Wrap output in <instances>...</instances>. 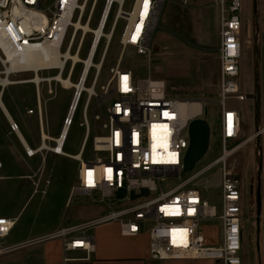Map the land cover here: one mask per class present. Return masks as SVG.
I'll list each match as a JSON object with an SVG mask.
<instances>
[{
    "label": "built area",
    "instance_id": "1",
    "mask_svg": "<svg viewBox=\"0 0 264 264\" xmlns=\"http://www.w3.org/2000/svg\"><path fill=\"white\" fill-rule=\"evenodd\" d=\"M97 2L92 0L88 6L89 0H0V76L9 78L16 72L25 71L37 74L35 70L28 69L27 65L29 54L41 45H48L59 53L66 43L63 52L75 46L73 54L80 56L86 35L91 33L85 58L74 59L60 53L59 58L64 61L62 66L47 65L38 70L41 74L43 70L56 69L62 76L65 73L67 78L73 79L76 76L75 81L79 83L97 40L93 62L89 66L90 70L94 69L90 84L92 92L86 88L78 92V87H74L72 101L58 136L48 135L43 138L41 132L40 143L32 147L34 152L24 147L28 157L48 150L55 155H69L78 160V180L71 187L70 200L76 195H82L89 201L104 203L108 212L81 224L63 225L53 235L63 238L65 249L81 248L87 252L88 257L93 249V240L87 230L100 224L116 222L123 236H136L140 233L148 235L149 258L152 260L150 264H160L165 259L198 258L215 259L220 264H242V182L228 163L240 146L228 145L229 140L240 138L242 117L238 109L228 105V99L244 100L246 97L239 83L244 1H216L219 6L220 44L217 51L220 61L219 101L222 108L218 130L222 152L205 166L197 169L196 164L190 171L184 170V157L189 145V135L185 130L193 118L201 116L203 108L190 116L183 115L181 101L192 100L171 97L162 78H136L132 69L121 67L122 55L116 65L110 68L111 76L107 84L100 86L101 93L95 89L119 20L125 22L120 35L122 46H132L137 53L148 55L165 0H133L128 10L124 9L126 0H103L97 28L102 20L106 24L115 3L117 8L109 30L102 32L98 39L96 31L86 32L76 26L86 13L83 24L90 23ZM187 2L183 0V3ZM102 40L100 57L95 62L94 57ZM16 57L19 64L14 68L13 60ZM79 64L80 69L75 72ZM89 73L85 75V82ZM42 76L43 80L35 83L39 104L41 85L47 82L48 92L53 93L51 83L57 82ZM83 93L85 99L81 125L85 126V134L79 152L69 154L63 150V146ZM94 97L98 99V105L104 107V114L96 112L94 106L90 120L89 110ZM110 97L113 99L106 103ZM74 98L77 103L72 110ZM10 124L14 131L19 129L16 122ZM97 129H104L106 133L97 134ZM262 132L264 126L259 127L252 137ZM90 139L92 154L84 157ZM218 165L220 208L202 199L197 188L201 179H210L215 175L218 169L212 176L206 173ZM2 166L0 161V169ZM183 172L192 173L184 177ZM143 189L147 190V194L142 192ZM212 220H219L221 224H202ZM14 224L15 218L0 215V254L12 247L5 245L4 240Z\"/></svg>",
    "mask_w": 264,
    "mask_h": 264
},
{
    "label": "rangeland",
    "instance_id": "2",
    "mask_svg": "<svg viewBox=\"0 0 264 264\" xmlns=\"http://www.w3.org/2000/svg\"><path fill=\"white\" fill-rule=\"evenodd\" d=\"M92 0H89L88 6ZM217 0H165L156 28L150 54L142 55L132 46L124 48L120 43V35L124 20L120 19L107 54L104 58L100 76L96 85L97 93L100 86L107 84L111 73L122 55L121 67L132 69L136 78H162L167 85V91L173 98L198 100L203 105L206 119L211 127V143L208 152L197 162V169L205 166L222 152L219 136L222 108L219 96V57L217 47L220 44L219 6ZM243 29L240 36L241 56L239 58V83L245 93L244 100L228 99V105L238 109L242 117V133L240 138L229 140V145L240 144L229 158V165L240 177L242 182L241 225L242 242L240 257L242 264H264V132L252 137L259 127L264 126V0H243ZM133 0H126L124 9L128 10ZM103 0H98L90 27L95 28ZM117 4L112 6L105 26L110 28ZM89 9V7H88ZM87 14V13H86ZM86 14L82 19L83 24ZM80 34V33H79ZM91 33H87L80 57L85 58ZM103 40L94 61L98 62ZM66 48V43L62 51ZM75 46L70 50L74 53ZM80 64L75 67V72ZM56 69L43 70L40 75H55ZM94 69L90 70L86 86H90ZM66 74H63L65 77ZM4 78L5 75H1ZM33 72H16L10 75L8 84H1L0 95L7 101V107L13 114L14 121L24 134L28 145L32 148L40 143L42 130L50 135L58 136L63 119L74 92L73 88H65L59 82L51 83L53 93H49L47 82L41 85L40 104L36 84L30 79ZM77 79L75 76L72 81ZM85 93L79 108L73 115L67 131L63 150L69 154H77L85 134L82 106ZM113 97L106 100L111 102ZM101 115L104 107L93 98L89 117L92 119L93 108ZM0 108V215L15 218L16 224L10 235L22 233L26 222H32L37 229L35 235L47 237L55 224H65L75 221H88L108 212L104 203L89 201L87 197L76 195L66 203L72 185L78 180L79 161L69 155L55 156L51 151L43 150L33 157H28L25 147L18 143L15 131L5 119ZM42 118V119H41ZM97 134L106 130L97 129ZM188 135V129L185 130ZM50 144L54 142L48 141ZM32 148V149H33ZM92 154L91 139L84 150V157ZM219 168L208 171L212 176ZM192 172H183L187 177ZM17 175V176H16ZM31 175L32 177H29ZM260 175L261 220H260V253L256 247V188ZM37 185H36V184ZM202 199L221 206V187L197 185ZM214 223L219 220L205 221L202 224ZM122 243L133 242L142 247V237L127 238L120 236ZM44 235V236H43ZM160 264H220L211 258L198 259H165Z\"/></svg>",
    "mask_w": 264,
    "mask_h": 264
},
{
    "label": "crops",
    "instance_id": "3",
    "mask_svg": "<svg viewBox=\"0 0 264 264\" xmlns=\"http://www.w3.org/2000/svg\"><path fill=\"white\" fill-rule=\"evenodd\" d=\"M5 106L10 116L14 119L11 110L8 109L6 104ZM3 113L6 117V121L10 123L8 115L5 114V111H3ZM19 132L24 142L21 136L15 132L18 143L24 146V143L28 142L20 129ZM48 135L55 137L50 134ZM0 176V178H3V175L0 174ZM69 200L70 195L66 203H68ZM81 223L84 222L73 220L72 223L69 224H65L64 222L57 223L52 227L53 229L47 237L35 235L37 227H35L32 222H26L25 229L22 230L21 235L16 234L11 236L10 233L14 228L13 226L4 240L5 245L12 247L0 254V264H150L152 262L149 258L148 235L146 233H140L136 236H123L120 232L119 224L116 222L100 224L87 230V234L90 235L93 240V249L88 257L87 252L81 248L65 249L63 238L53 235L54 232L63 225L73 226ZM118 232L122 237L132 239L142 237L144 240L142 247L135 246L133 242L126 244L122 243L121 238L117 236Z\"/></svg>",
    "mask_w": 264,
    "mask_h": 264
},
{
    "label": "bare ground",
    "instance_id": "4",
    "mask_svg": "<svg viewBox=\"0 0 264 264\" xmlns=\"http://www.w3.org/2000/svg\"><path fill=\"white\" fill-rule=\"evenodd\" d=\"M104 22H105V20H102L99 27L98 28L96 27L97 29L91 28L89 25L90 23L88 25H85V24H82L81 22H79V23H76V26H77V28L85 29L86 32L89 30L96 31V38L98 39V37L102 34V32L104 33V31H105L106 24H104ZM108 36H111V34L108 33ZM96 45H97V40H95V44L93 46L94 49H95ZM94 49H92V52L90 53L89 58L86 61L87 65H86L85 70H84V75H83V77L79 83H78V81L73 82L71 78L63 77L59 73L52 75V76H46L47 80L55 79V80H57V82H59L65 88L78 87V92L84 88H86L90 92H92L93 88L91 86H86L85 75L88 72H90L89 66L91 65L92 57L94 54ZM60 53H65V52H63L61 50V52L58 53L56 50H53L48 45H41L37 49H35L33 52H31L29 54L30 61L27 65V67H28V69L35 70V72H37V74H34L33 77L30 78L29 80H25V82L32 81L34 83H39L40 81H42L43 76L39 74L40 72H38V70L45 68L47 65H54L55 67L62 66L64 64V61L59 58ZM70 53L71 52L68 51L65 53V55L67 57H73L74 59H77L80 57V56L74 55L73 53L72 54H70ZM13 61H14L13 67L16 68V66H18V64H19L18 58L17 57L14 58ZM6 72H9V71H6ZM8 80H9V78H6V77L1 78V84H6V83L8 84ZM0 99L2 100L1 95H0ZM76 103H77V100H76V98H74V100L72 102V104H73L72 110L74 109ZM202 108H203V106H202L201 102H199L198 100L181 101V110H182L183 115H185V116H190L193 113L200 112L202 110ZM5 114L9 115V113L6 110H5ZM69 116H71V114H69ZM14 123H15V121L13 120L12 124H14ZM15 132L20 134L19 129H15ZM47 136H48V134L42 130V137L46 138ZM24 145L27 146V148H29L31 150V152H34V151H32L33 149L28 145V143H24Z\"/></svg>",
    "mask_w": 264,
    "mask_h": 264
},
{
    "label": "water",
    "instance_id": "5",
    "mask_svg": "<svg viewBox=\"0 0 264 264\" xmlns=\"http://www.w3.org/2000/svg\"><path fill=\"white\" fill-rule=\"evenodd\" d=\"M0 107L3 111H7V108L4 102L0 99ZM8 112V111H7ZM207 115V108L205 107L204 113L202 116L193 118L188 125V135H189V145L184 157V170L190 171L195 167L197 162H199L205 154L209 150L210 141H211V127L209 122L206 119ZM8 119L10 123H12L13 118L8 115ZM21 139H23L21 133L19 134ZM24 142V139L22 140ZM260 182L261 178L258 175V185L256 188V247L258 253H260V240H259V233H260V216H261V191H260ZM205 186H219L220 185V169L217 170L215 175L210 178L206 179L203 178L199 182ZM143 193L147 194V190L143 189ZM259 264H261V260H259Z\"/></svg>",
    "mask_w": 264,
    "mask_h": 264
},
{
    "label": "trees",
    "instance_id": "6",
    "mask_svg": "<svg viewBox=\"0 0 264 264\" xmlns=\"http://www.w3.org/2000/svg\"><path fill=\"white\" fill-rule=\"evenodd\" d=\"M2 68V65H1V63H0V69ZM2 99H3V101H4V103L5 104H7V101H6V99L2 96Z\"/></svg>",
    "mask_w": 264,
    "mask_h": 264
},
{
    "label": "flooded vegetation",
    "instance_id": "7",
    "mask_svg": "<svg viewBox=\"0 0 264 264\" xmlns=\"http://www.w3.org/2000/svg\"><path fill=\"white\" fill-rule=\"evenodd\" d=\"M257 236V235H256Z\"/></svg>",
    "mask_w": 264,
    "mask_h": 264
}]
</instances>
